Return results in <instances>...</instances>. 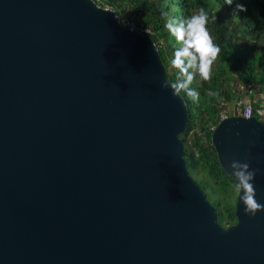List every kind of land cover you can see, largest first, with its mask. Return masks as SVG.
Returning a JSON list of instances; mask_svg holds the SVG:
<instances>
[{
  "label": "water",
  "instance_id": "water-1",
  "mask_svg": "<svg viewBox=\"0 0 264 264\" xmlns=\"http://www.w3.org/2000/svg\"><path fill=\"white\" fill-rule=\"evenodd\" d=\"M188 122L155 42L115 11L0 0V264H264V207L245 214L241 186L218 223ZM212 144L238 183L233 160L257 170L264 205V124L229 117Z\"/></svg>",
  "mask_w": 264,
  "mask_h": 264
},
{
  "label": "trees",
  "instance_id": "trees-1",
  "mask_svg": "<svg viewBox=\"0 0 264 264\" xmlns=\"http://www.w3.org/2000/svg\"><path fill=\"white\" fill-rule=\"evenodd\" d=\"M96 2L112 8L121 17L128 16L139 27L149 30L145 35L155 42L174 86L177 69L170 60L177 45L164 27L165 18L160 15L161 10L176 16H187L200 8L208 13L207 27L221 52L213 61L210 79L203 80L198 74L193 79L190 86L200 93L196 102L182 89L176 88L184 98L189 112L188 127L182 139L186 146L187 168L215 206L218 223L224 227L235 224L238 182L221 166L212 144L209 125L217 123L222 101L232 105L239 96H249L254 111L264 104V0H238L246 5V10L238 13L240 19L233 14L237 0L232 5L224 4V0ZM209 90L216 95H209ZM194 127H198L201 133H196L189 145L184 136Z\"/></svg>",
  "mask_w": 264,
  "mask_h": 264
},
{
  "label": "clouds",
  "instance_id": "clouds-1",
  "mask_svg": "<svg viewBox=\"0 0 264 264\" xmlns=\"http://www.w3.org/2000/svg\"><path fill=\"white\" fill-rule=\"evenodd\" d=\"M94 1L96 2V0ZM233 3L234 0H224V4L232 5ZM99 6L107 7L105 5ZM245 10L246 5L237 0L233 14L240 19L238 13ZM160 15L165 18L164 27L169 31L177 45L172 51L170 60V63L177 69L175 88L182 89L193 102H196L200 93L190 85L197 74L203 80L210 79L213 61L221 52L219 44L213 41L207 27L209 15L204 8H200L195 13L187 16H176L167 10H161ZM142 34L145 35V33ZM167 86L168 81L166 79L162 80L161 87ZM208 94L216 95L211 90ZM230 167L233 170V175L239 181L237 187L242 186L244 189L241 196V202L244 205L243 211L245 214L254 215L257 212L256 210L264 207L254 199L255 190L252 181L257 170L250 169L247 162L236 160L231 162Z\"/></svg>",
  "mask_w": 264,
  "mask_h": 264
},
{
  "label": "built area",
  "instance_id": "built-area-1",
  "mask_svg": "<svg viewBox=\"0 0 264 264\" xmlns=\"http://www.w3.org/2000/svg\"><path fill=\"white\" fill-rule=\"evenodd\" d=\"M105 8L110 9L109 7H105ZM120 20H121L123 25L130 27V29L133 31L136 30V31H139L140 33L149 32V30H147L146 28H143V27H141L140 30L137 29L130 22H125L124 20H122L121 17H120ZM232 105H233V107H231V104H228L225 101H222L220 103L219 112L217 114V123L216 124L211 123L209 125V130L212 133L214 132V130L217 128L218 124L221 121H223L229 117H233V116H243L246 118L254 117L258 121H260L264 124V104H262L259 108H257L254 111L250 98L248 96H246L245 98H241V97L237 98L236 101ZM196 133H198V134L201 133L198 127L192 128L190 131H188V134L186 136H184V138H186V140H188L189 145L191 144V140Z\"/></svg>",
  "mask_w": 264,
  "mask_h": 264
},
{
  "label": "rangeland",
  "instance_id": "rangeland-1",
  "mask_svg": "<svg viewBox=\"0 0 264 264\" xmlns=\"http://www.w3.org/2000/svg\"><path fill=\"white\" fill-rule=\"evenodd\" d=\"M122 18V20H124L125 22H130L131 24H133L137 29H139L140 30V28L141 27H139L137 24H135L132 20H130L129 18H128V16H123V17H121ZM248 91L249 90H247V92L246 93H248ZM250 93H252V91H250ZM240 97V96H239ZM246 96H242L241 98H245ZM249 97V96H248ZM231 107H233V105H231ZM239 191V190H238ZM237 195H238V192H237ZM237 197V196H236Z\"/></svg>",
  "mask_w": 264,
  "mask_h": 264
}]
</instances>
